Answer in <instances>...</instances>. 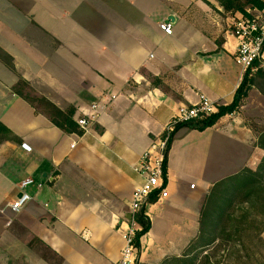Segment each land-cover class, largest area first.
<instances>
[{"label":"crops","instance_id":"0c3cea01","mask_svg":"<svg viewBox=\"0 0 264 264\" xmlns=\"http://www.w3.org/2000/svg\"><path fill=\"white\" fill-rule=\"evenodd\" d=\"M238 12L219 0H0V49L14 64L0 58V123L10 131L0 139V264H118L142 154L180 105L234 99L245 71L227 18ZM168 20L171 35L159 26ZM19 77L74 108L75 121L105 94L116 99L88 131L66 132L13 90ZM249 121L264 123L255 87L212 127L173 134L141 263L181 256L213 184L251 165L260 148ZM27 178L32 199L13 212Z\"/></svg>","mask_w":264,"mask_h":264},{"label":"trees","instance_id":"16d2710c","mask_svg":"<svg viewBox=\"0 0 264 264\" xmlns=\"http://www.w3.org/2000/svg\"><path fill=\"white\" fill-rule=\"evenodd\" d=\"M219 2L231 11H240L257 8L264 10V0H219ZM6 57L7 64L14 70L12 58L0 49V58ZM258 61L254 63L256 69L245 71L242 81L236 90L233 101L228 105L218 106L215 113L209 116L192 119L177 125L175 132L181 127L190 129L205 130L216 124L221 117L239 111L247 98L249 91L255 87L264 96V66ZM13 90L30 102L37 112L47 115L52 123L66 132L82 134L83 131L74 120L75 109L62 110L46 97L39 94L24 78L19 77ZM252 130L258 132V138L254 143L264 150V128L259 127L253 121H249ZM10 136V131L0 123V139ZM172 141V140H171ZM171 144V142H170ZM170 147V146H169ZM168 152L165 158V183L167 180ZM158 199V192L152 194L148 203ZM147 205L143 206L135 216L140 226L136 232V246L138 254L141 250V237L150 229V219L146 215ZM254 228L257 232L251 233ZM264 230V156L256 169L245 166L237 173L217 181L210 188L203 203L198 233L193 238L181 256L164 258L158 264H204L208 263L211 257V249L218 250L219 247H227L226 243L246 248L245 240L254 239L263 242L262 232ZM253 236V237H252ZM250 242V243H252ZM251 245V244H250ZM137 264L141 263L137 260Z\"/></svg>","mask_w":264,"mask_h":264},{"label":"built area","instance_id":"2783aa9c","mask_svg":"<svg viewBox=\"0 0 264 264\" xmlns=\"http://www.w3.org/2000/svg\"><path fill=\"white\" fill-rule=\"evenodd\" d=\"M227 33L236 39L234 61L244 71H254V63L258 61L264 66V10L248 7L245 13L238 12L227 18ZM165 34L173 33V22L168 20L160 23ZM116 99V94L107 93L98 101L93 102L87 112L76 119V123L83 132L89 130L90 125L98 120L100 115ZM218 105L205 94L199 96L198 102L191 105H180L171 120L165 126L162 134L157 137L141 156L133 170L142 177V182L136 186L132 195L131 225L124 234L125 246L121 252L118 264H137L138 249L136 246V232L140 226L135 220L139 210L147 205L149 197L158 192V198L166 195L165 158L176 127L182 122L209 116L215 113ZM24 148L30 149L27 144ZM33 179L27 178L20 184L21 192L11 203L13 212H19L32 199L25 191ZM193 186V185H192ZM139 227V228H137Z\"/></svg>","mask_w":264,"mask_h":264},{"label":"rangeland","instance_id":"374dc122","mask_svg":"<svg viewBox=\"0 0 264 264\" xmlns=\"http://www.w3.org/2000/svg\"><path fill=\"white\" fill-rule=\"evenodd\" d=\"M8 61L6 57L2 60ZM259 128H264V123L257 125ZM264 156V150L259 149L258 154L253 157L251 162V167L256 169ZM257 232L256 228L251 232L255 234ZM253 237V236H252ZM248 240V237L245 240V244L249 243V250L246 251V248L233 244L226 243L227 247H219L218 250L211 249L209 253H211V257L208 263L204 264H264V241L258 242V240L254 239ZM264 240V239H263ZM252 242V243H250ZM251 244V245H250Z\"/></svg>","mask_w":264,"mask_h":264}]
</instances>
